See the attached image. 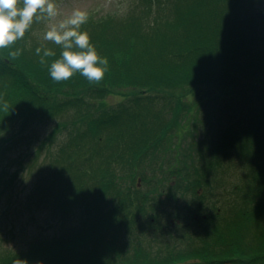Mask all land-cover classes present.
<instances>
[{"label": "trees", "instance_id": "obj_1", "mask_svg": "<svg viewBox=\"0 0 264 264\" xmlns=\"http://www.w3.org/2000/svg\"><path fill=\"white\" fill-rule=\"evenodd\" d=\"M36 23L0 49V167L70 125L24 201L64 231L0 247V264H264V0L88 16L80 31L109 61L99 82L53 81L62 48ZM37 47L56 55L41 65Z\"/></svg>", "mask_w": 264, "mask_h": 264}, {"label": "rangeland", "instance_id": "obj_2", "mask_svg": "<svg viewBox=\"0 0 264 264\" xmlns=\"http://www.w3.org/2000/svg\"><path fill=\"white\" fill-rule=\"evenodd\" d=\"M55 2L59 11L55 20L44 19L36 23L34 38L41 43L51 42L43 39L48 26L66 18L75 9L86 11L88 16L97 18L106 15H123L130 6L131 0H55ZM103 101L108 108L115 106L118 102H123V97L109 95ZM201 118L205 119L206 117L201 114ZM55 127L56 125L53 123L44 127L40 141L36 145L29 147L27 152L25 149L22 154L10 156L13 163L4 162L0 167L1 248L20 250L33 236L51 237L60 235L64 231L62 222L51 215L49 211L29 209L24 202L27 194L32 191L35 182L47 167L49 156L71 130L68 125L67 128L60 129L59 132L52 135ZM5 166L8 169L3 174L1 169ZM5 214V222H3Z\"/></svg>", "mask_w": 264, "mask_h": 264}, {"label": "clouds", "instance_id": "obj_3", "mask_svg": "<svg viewBox=\"0 0 264 264\" xmlns=\"http://www.w3.org/2000/svg\"><path fill=\"white\" fill-rule=\"evenodd\" d=\"M58 15V5L55 0H0V49L9 48L17 40L22 39L34 20H55ZM87 20L86 11L75 9L66 18L51 23L44 33V40L62 48L60 57L49 67L53 81L69 80L76 72L89 82L103 80L109 61L106 57L97 54L94 45L90 43L89 34L80 31ZM21 52L22 50L17 48L10 55L18 57ZM35 52L39 56L41 65L47 63L46 58L56 55L52 49L46 47H37ZM4 107L7 109L6 103ZM12 264H28V262L16 258Z\"/></svg>", "mask_w": 264, "mask_h": 264}]
</instances>
